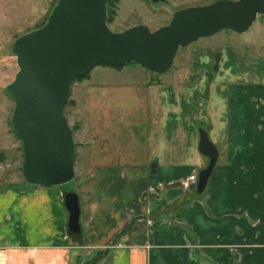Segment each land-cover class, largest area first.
Returning a JSON list of instances; mask_svg holds the SVG:
<instances>
[{
	"label": "crops",
	"instance_id": "crops-1",
	"mask_svg": "<svg viewBox=\"0 0 264 264\" xmlns=\"http://www.w3.org/2000/svg\"><path fill=\"white\" fill-rule=\"evenodd\" d=\"M162 93L154 87L149 96L159 104ZM159 109L140 124L143 134L124 138L138 139L141 152L97 148L95 162L83 165L82 245L66 237L61 188L0 181V264H264L262 114L244 116L252 128L233 139L238 148L228 144L226 156L218 152L199 195L198 176L209 163L199 152V135L185 126L187 119L173 126ZM102 110L93 117L103 136L109 133ZM116 125L130 129L129 121L110 127Z\"/></svg>",
	"mask_w": 264,
	"mask_h": 264
},
{
	"label": "rangeland",
	"instance_id": "rangeland-1",
	"mask_svg": "<svg viewBox=\"0 0 264 264\" xmlns=\"http://www.w3.org/2000/svg\"><path fill=\"white\" fill-rule=\"evenodd\" d=\"M209 1L195 4L206 5ZM55 2L0 0V181L9 185L26 184L22 174V144L11 124L15 104L4 91L19 70L12 45L19 36L47 21ZM189 6L186 0H121L108 25L114 32L140 24L156 30L168 24L177 10ZM214 62L218 70L213 73ZM154 87L163 88V101L159 104V100L149 96ZM101 107L104 117H108L104 131L109 134L103 136L95 131L97 110H102ZM157 107H161L158 113L169 118L173 126L185 118L188 122L185 126L195 128L196 134L202 128L207 129L221 155L223 151L227 155L228 144L230 150L238 148L233 139L245 136L252 128L243 120L244 116L264 117V15L244 34L223 30L180 48L173 67L164 74L152 73L134 63L117 68L99 65L84 79L74 81L64 114L76 143L75 178L56 189L61 188L64 196L65 192H76L82 209L87 186L83 165L95 162L93 151L102 148L141 152L138 139L128 143L124 138L143 134L140 124L148 116H155ZM124 120L129 121L128 132L117 125L115 130L110 127L115 121ZM259 124L264 127L263 121ZM114 135L117 136L112 138ZM66 237L73 243L78 241L69 233Z\"/></svg>",
	"mask_w": 264,
	"mask_h": 264
},
{
	"label": "water",
	"instance_id": "water-1",
	"mask_svg": "<svg viewBox=\"0 0 264 264\" xmlns=\"http://www.w3.org/2000/svg\"><path fill=\"white\" fill-rule=\"evenodd\" d=\"M262 15L264 0H217L179 9L156 30L140 24L114 32L107 22V0H57L45 24L12 45L19 70L4 91L15 104L11 124L22 144L24 181L52 188L75 178L76 143L64 108L76 79L101 64L122 67L133 61L164 74L180 48L223 30L244 34ZM199 137V152L209 158L197 181L202 194L218 149L205 129ZM65 206L68 230L81 236L79 195L67 192Z\"/></svg>",
	"mask_w": 264,
	"mask_h": 264
},
{
	"label": "trees",
	"instance_id": "trees-1",
	"mask_svg": "<svg viewBox=\"0 0 264 264\" xmlns=\"http://www.w3.org/2000/svg\"><path fill=\"white\" fill-rule=\"evenodd\" d=\"M120 1H121V0H107V10H108V20H107V22H108V23H111V22L113 21L114 17L116 16V6H117V4H118ZM56 2H57V0H56ZM56 2H55V3H56ZM55 3L53 4V6L55 5ZM45 22H46V21H44L42 24H40L39 26H37L35 29L42 27V26L45 24ZM133 63H134V64H138L137 62L133 61V62H130V63L125 64L124 66H127V65H129V64H133ZM101 66H109V67H113V66L106 65V64H101ZM113 68H117V67H113ZM82 79H84V78H78V79H76L75 81H79V80H82ZM73 83H74V82H73ZM67 102H68V100H67ZM67 102H66V104H67ZM65 106H66V105H65ZM25 183H26V182H25ZM64 194H66V192H65ZM196 194H199V193L197 192ZM202 194H203V193H202ZM202 194H199V195H202ZM68 233H69L71 236L77 238L78 241H76V243H77L78 245H82V243H83V232H82V235H81V236H79V235H75V234L71 233L69 230H68Z\"/></svg>",
	"mask_w": 264,
	"mask_h": 264
},
{
	"label": "flooded vegetation",
	"instance_id": "flooded-vegetation-1",
	"mask_svg": "<svg viewBox=\"0 0 264 264\" xmlns=\"http://www.w3.org/2000/svg\"><path fill=\"white\" fill-rule=\"evenodd\" d=\"M31 32V31H30ZM215 64H214V68H213V73H214V71H217L218 70V64H216V62H214ZM171 70V69H170ZM210 125V124H209ZM202 129H205V128H202ZM206 131H207V129H205ZM208 133V132H207ZM209 135V134H208ZM200 138V137H199ZM209 138H210V136H209ZM211 140V139H210ZM214 144V143H213ZM215 145V144H214ZM216 146V145H215ZM217 147V146H216ZM218 149V148H217ZM218 152H219V150H218Z\"/></svg>",
	"mask_w": 264,
	"mask_h": 264
},
{
	"label": "built area",
	"instance_id": "built-area-1",
	"mask_svg": "<svg viewBox=\"0 0 264 264\" xmlns=\"http://www.w3.org/2000/svg\"><path fill=\"white\" fill-rule=\"evenodd\" d=\"M1 167V166H0Z\"/></svg>",
	"mask_w": 264,
	"mask_h": 264
}]
</instances>
